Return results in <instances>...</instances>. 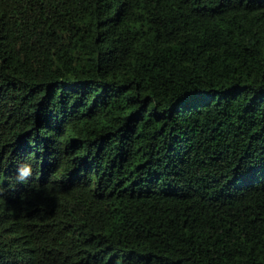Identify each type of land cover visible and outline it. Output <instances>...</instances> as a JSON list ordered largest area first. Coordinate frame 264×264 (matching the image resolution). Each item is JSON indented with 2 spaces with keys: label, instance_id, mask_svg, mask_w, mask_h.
<instances>
[{
  "label": "trees",
  "instance_id": "16d2710c",
  "mask_svg": "<svg viewBox=\"0 0 264 264\" xmlns=\"http://www.w3.org/2000/svg\"><path fill=\"white\" fill-rule=\"evenodd\" d=\"M0 264H264V0H0Z\"/></svg>",
  "mask_w": 264,
  "mask_h": 264
},
{
  "label": "clouds",
  "instance_id": "9594fccd",
  "mask_svg": "<svg viewBox=\"0 0 264 264\" xmlns=\"http://www.w3.org/2000/svg\"><path fill=\"white\" fill-rule=\"evenodd\" d=\"M32 173V168L29 165H23L19 168L18 180L25 181Z\"/></svg>",
  "mask_w": 264,
  "mask_h": 264
}]
</instances>
